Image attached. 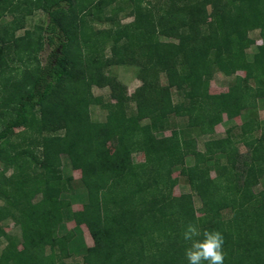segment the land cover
I'll return each instance as SVG.
<instances>
[{
    "label": "trees",
    "instance_id": "obj_1",
    "mask_svg": "<svg viewBox=\"0 0 264 264\" xmlns=\"http://www.w3.org/2000/svg\"><path fill=\"white\" fill-rule=\"evenodd\" d=\"M94 4L97 0H0V161L14 168L9 176L0 170V238L8 242L0 264H78L67 261L74 234H59L65 221L86 225L93 237L85 264H189V242L182 236L188 223L223 234L224 264H264V189L255 190L264 178V119L244 121L237 138L229 129L224 137L206 140L204 151L196 138L171 125V115L180 114L190 128L212 134L224 116L235 119L264 101V0L175 3L159 21L138 5L134 21L116 29L114 56L123 62L138 46L167 72L169 87L185 90L186 99L175 104L158 90L161 99L150 106L140 102L136 115L128 116L119 96L105 122L89 115L90 103H102L91 93L100 74L92 55L100 38L86 20ZM37 10L47 13V23L26 29ZM6 15L12 19L1 22ZM205 23L213 30L203 34ZM173 26L187 33L178 44L161 41L159 34L171 35ZM257 28L263 43L249 58L247 35ZM21 29L26 30L18 35ZM181 63L185 70L178 68ZM216 69L228 76L243 70L245 76L236 75L227 92L213 94ZM145 116L150 120L141 124ZM34 125L42 134L38 156L21 142L22 150L9 144L15 129ZM59 129L64 134L42 133ZM169 129L170 135L157 136ZM115 137L120 144L112 152L108 142ZM136 152L144 153V162L133 161ZM63 155L81 170L87 201L79 211L64 197L73 191V176L62 173ZM187 156L195 159L193 165ZM176 167L191 192L174 194ZM195 196L204 208L201 216ZM9 218L22 230L21 247L3 226Z\"/></svg>",
    "mask_w": 264,
    "mask_h": 264
},
{
    "label": "rangeland",
    "instance_id": "obj_2",
    "mask_svg": "<svg viewBox=\"0 0 264 264\" xmlns=\"http://www.w3.org/2000/svg\"><path fill=\"white\" fill-rule=\"evenodd\" d=\"M186 2L191 3L194 2V0H97L98 5L94 4L95 7H93V13L86 17L87 24L91 28V33H95L100 38L97 46L93 48L95 54H92L97 60V69H99L100 74L98 76V83L91 86V93L93 96L100 98L102 103L98 101L90 103L89 115L92 121H107L110 112L115 109L114 106L118 104L119 96L123 99V101L121 99V106L125 109L128 116L136 115L140 102L144 105L147 104L150 106L155 100L161 99L158 90L168 93L175 104L185 101V90L178 89L176 86L169 87L167 72L160 67L156 61H153L146 54H143L138 46H135L132 51L125 53V60H123V62H118L120 55L114 56L113 48L114 38L117 34L116 29L134 21L137 12L135 8L138 5L142 6L144 10H149V12L155 16V20L159 21L161 16L167 13L168 9L172 8L175 3H178V6H183ZM222 2L225 3L226 0H222ZM207 11L212 12L213 7L208 5ZM11 19V15H6L1 19V22H8ZM47 20V13L43 10H37L27 18L26 29H33L38 24L45 25ZM169 27L170 26H168V28ZM26 29L19 30L17 34L23 35ZM184 29L185 28L180 27L178 30L176 26H173L170 30L171 35L159 34L160 40L178 44L181 35L187 33V29ZM200 29L203 34L209 33L213 30L208 23L201 25ZM247 38L249 39L250 44L245 48V51L247 56L252 58V56L258 51V47L263 43L260 29L249 30ZM202 41L203 40L200 42ZM123 42L124 40L121 41L120 44ZM49 50L50 48L47 47L42 53V56L46 57ZM170 60V64H174L175 60L178 61L180 59L176 58ZM86 67V64H84L83 68ZM178 68L185 70L186 65L181 63L178 65ZM236 75L245 76V71H238L236 74L228 76L216 69L211 77L210 92L213 94L227 92ZM39 115V112H37L36 116L39 117ZM249 118L264 119L263 100L259 101L256 108L242 112V114L235 119L228 120L227 117L224 116L223 122L216 125L215 131L212 134L204 135L200 133L199 129L190 128L188 126V117L180 114L171 115V125L172 127L184 129L187 136L196 138L198 148L204 151L206 140L224 137L229 129H233L232 134L237 138L241 133V124ZM149 120L150 119L145 116L140 119V123L145 124L148 123ZM23 130H25V128L15 129V134L11 136L9 144H19V142H21L22 148H28L31 154L38 156L42 151V148L38 145V141L42 137V134L38 131L39 127L34 125L33 128L28 129V131ZM22 132H24V135ZM42 133L43 135H62L64 134V130L59 129L53 132L43 131ZM170 134L171 130L169 129L158 132L157 136L160 137ZM119 144L120 142L118 138L115 137L108 142V147L110 151L113 152ZM238 145L242 152H247V148L242 142H239ZM18 147H20V144ZM20 150H22L21 147ZM216 157H220L223 162L226 161L224 156L216 155ZM132 159L134 162H144L145 155L143 152H136L132 155ZM194 160L195 159L192 156H187L186 163L188 165H193L195 162ZM210 163L212 164L213 161H210ZM0 170H5L8 176L14 172L13 167L5 168L1 161ZM62 173L65 177L73 176L71 181L73 191L69 195L65 194L64 197L71 199L73 204L72 207L76 211L82 210L83 204L87 201V191L81 181V170L74 168L70 159L66 155L62 156ZM211 173L215 176L214 170ZM173 176L177 180V185L174 187V194L176 196H179L182 193L191 192L189 181L181 174L179 167L174 169ZM262 189H264V178L260 181L259 185L255 187L256 191ZM194 204L196 207V213L199 216L203 215L204 208L199 197H194ZM230 215V209L224 211L225 217H229ZM3 226L21 247L23 240L21 228L15 224L12 218L4 221ZM70 230L73 232L74 236L71 241L70 256L67 258V261L85 264L83 260L84 255L87 253V248L94 245L93 237L86 225H78L75 221H65L58 228L59 234L61 235L68 233ZM7 243L8 242L5 238H0V252ZM47 252H51L50 247H47Z\"/></svg>",
    "mask_w": 264,
    "mask_h": 264
},
{
    "label": "clouds",
    "instance_id": "obj_3",
    "mask_svg": "<svg viewBox=\"0 0 264 264\" xmlns=\"http://www.w3.org/2000/svg\"><path fill=\"white\" fill-rule=\"evenodd\" d=\"M189 242L185 256L189 264H224V236L218 230H201L198 225L188 223L182 233Z\"/></svg>",
    "mask_w": 264,
    "mask_h": 264
}]
</instances>
